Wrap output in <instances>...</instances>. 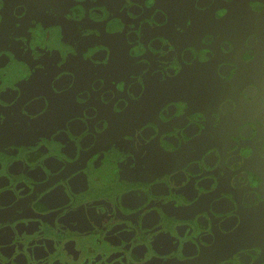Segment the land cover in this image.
<instances>
[{"label":"water","instance_id":"95a60500","mask_svg":"<svg viewBox=\"0 0 264 264\" xmlns=\"http://www.w3.org/2000/svg\"><path fill=\"white\" fill-rule=\"evenodd\" d=\"M3 24L0 264H239L232 254L264 235L263 188L253 191L257 206L246 208L256 219L250 227L242 184L231 179L236 193L218 192L214 162L227 151L216 132L192 137L160 115L186 107L180 78L173 81L176 97L156 94L133 116L131 103L140 100L130 83H148L132 67L129 79L113 86L78 78L79 61L100 64L101 43L79 53L50 33H30L29 40L24 22L15 36L4 35ZM191 111L190 119L206 120ZM261 131L240 149L254 150ZM260 152L250 162L264 161ZM251 171L258 181L260 172ZM229 218L235 224L228 226Z\"/></svg>","mask_w":264,"mask_h":264},{"label":"flooded vegetation","instance_id":"af4514ba","mask_svg":"<svg viewBox=\"0 0 264 264\" xmlns=\"http://www.w3.org/2000/svg\"><path fill=\"white\" fill-rule=\"evenodd\" d=\"M0 21L4 35L15 36L24 22L29 28L21 33L29 40L30 33H50L79 53L89 44L101 43L96 49L100 64L79 61L78 78L93 87L113 86L121 78L129 79L127 68L132 67L148 83H130L135 100H140L138 105L131 103L133 116L140 113L136 106L149 108L156 94L176 97L173 81L180 78L186 87L182 98L192 106L186 102L183 111L172 114L171 107L160 115L170 116L165 122L169 126H186L192 137L216 132L215 140L227 151L225 158L217 156L214 162L222 176L218 192L235 194L231 179L242 184L241 212L250 218L248 226L256 224L255 215L247 211L259 203L254 190L262 187L264 196V161L250 160L258 149L264 157V140L254 150L240 146L256 141L260 128L264 131V0H0ZM94 70L99 79L92 77ZM191 110L206 120L190 119ZM251 169L256 176L260 172L258 181ZM229 222L228 226L235 224ZM248 233L253 234L250 229ZM258 241L232 254L237 263L264 264V235Z\"/></svg>","mask_w":264,"mask_h":264}]
</instances>
